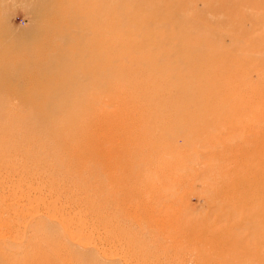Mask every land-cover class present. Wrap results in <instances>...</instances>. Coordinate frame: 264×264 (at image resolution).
Instances as JSON below:
<instances>
[{"label": "rangeland", "instance_id": "374dc122", "mask_svg": "<svg viewBox=\"0 0 264 264\" xmlns=\"http://www.w3.org/2000/svg\"><path fill=\"white\" fill-rule=\"evenodd\" d=\"M0 264H264V0H0Z\"/></svg>", "mask_w": 264, "mask_h": 264}, {"label": "bare ground", "instance_id": "6f19581e", "mask_svg": "<svg viewBox=\"0 0 264 264\" xmlns=\"http://www.w3.org/2000/svg\"><path fill=\"white\" fill-rule=\"evenodd\" d=\"M8 53H9V49L7 48V49H4L3 51H2V53L0 54V59H2V58H7V56H9L8 55Z\"/></svg>", "mask_w": 264, "mask_h": 264}]
</instances>
